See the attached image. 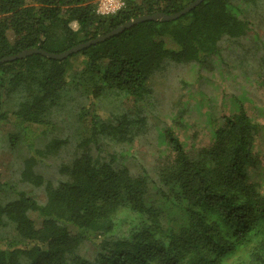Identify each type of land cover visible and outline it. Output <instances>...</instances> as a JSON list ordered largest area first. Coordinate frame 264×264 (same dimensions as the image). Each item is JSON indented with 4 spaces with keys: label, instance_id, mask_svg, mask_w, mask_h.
<instances>
[{
    "label": "trees",
    "instance_id": "obj_1",
    "mask_svg": "<svg viewBox=\"0 0 264 264\" xmlns=\"http://www.w3.org/2000/svg\"><path fill=\"white\" fill-rule=\"evenodd\" d=\"M192 1L127 0L117 13L100 15L95 0H0V59L34 47L60 53ZM263 18L264 0H203L177 19L140 22L64 59L32 54L3 62L1 106L15 98L12 114L30 129L45 124L70 89L89 101L109 91L145 101L167 60L215 68L230 59L228 50L240 60L259 57L251 32ZM74 58L82 60L77 70ZM185 113L159 129L168 150L153 174L145 167L135 174L118 145L145 141V106L110 118L92 102L83 105L79 118H89V135L61 162L64 178L45 181L34 156L21 171L23 182L45 187L46 200L20 192L0 201V264H264V176L255 152L262 126L242 106L223 115L207 109V144L187 145L174 133L188 125ZM6 114L0 109V120ZM66 142L54 139L36 151L54 155Z\"/></svg>",
    "mask_w": 264,
    "mask_h": 264
},
{
    "label": "rangeland",
    "instance_id": "obj_2",
    "mask_svg": "<svg viewBox=\"0 0 264 264\" xmlns=\"http://www.w3.org/2000/svg\"><path fill=\"white\" fill-rule=\"evenodd\" d=\"M251 33L258 40V48L252 45V49L259 52V57L256 55L250 61L240 60L238 54L228 50L230 59L223 66L219 63L215 68L209 63L202 68L193 63L167 60L152 77L153 93L145 101L137 102L133 97L117 91H109L89 101L90 98L82 91L70 89L65 100L62 99L46 116L45 124H33L30 129H23L12 114L17 100L3 99L0 109L6 111L7 116L0 120V180L4 183L0 190V201L7 202L20 192L40 201L46 200L44 186L22 181L21 171L25 161L34 156L37 160L36 171L45 181L58 184L64 178L59 170L61 162L71 158L76 144L89 135V118H79L80 108L87 102H92L95 109L110 118L121 113L133 115L139 105L145 106L151 121L145 141L118 145V149L124 148L122 161L135 174L140 173L143 167L153 174L156 159L168 150L167 144L160 139L159 129L171 125V118L178 112L186 110L184 118L188 125L175 127V135L187 145L199 146L206 145L209 140L202 117L205 110L213 109L217 115H223L242 106L262 126L255 140V152L257 165L263 167L261 175L264 176V65L260 64L261 61L264 64V18L255 21ZM72 61L73 70L82 66L81 58ZM64 138L67 142L56 154L38 155L37 149L44 151L52 140ZM32 217L37 218L36 214ZM36 222L39 224L40 219ZM70 228L76 231L72 226Z\"/></svg>",
    "mask_w": 264,
    "mask_h": 264
},
{
    "label": "water",
    "instance_id": "obj_3",
    "mask_svg": "<svg viewBox=\"0 0 264 264\" xmlns=\"http://www.w3.org/2000/svg\"><path fill=\"white\" fill-rule=\"evenodd\" d=\"M202 1L203 0H194L191 3H189L186 7L181 9L180 11L175 12V13H171V14H167L164 12H155V13L140 15L138 17H135L133 19L126 21L122 25L118 26L115 29H112L111 31H109L105 34L98 35L95 38H92L86 42L77 44V45H75V46H73V47H71L65 51L60 52V53H52V52H48L46 50L34 47V48L24 49V50H22L16 54L5 56V57L0 59V64L3 62H7V61H14L17 59L26 58L27 56L32 55V54H43L44 56H46L48 58L64 59V58L68 57L69 55L74 54V53H76V52H78L84 48H87L91 45H94L96 43L104 41V40H106V39H108L114 35H117V34L123 32L125 29L130 28V27H132L135 24H138L140 22H144V21H170V20L177 19L180 16L190 12L197 5H199Z\"/></svg>",
    "mask_w": 264,
    "mask_h": 264
},
{
    "label": "built area",
    "instance_id": "obj_4",
    "mask_svg": "<svg viewBox=\"0 0 264 264\" xmlns=\"http://www.w3.org/2000/svg\"><path fill=\"white\" fill-rule=\"evenodd\" d=\"M127 0H95L96 12L100 15H111L122 10Z\"/></svg>",
    "mask_w": 264,
    "mask_h": 264
}]
</instances>
